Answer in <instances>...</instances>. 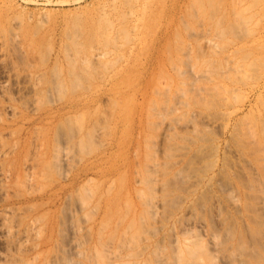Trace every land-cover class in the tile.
Returning a JSON list of instances; mask_svg holds the SVG:
<instances>
[{
	"label": "rangeland",
	"instance_id": "374dc122",
	"mask_svg": "<svg viewBox=\"0 0 264 264\" xmlns=\"http://www.w3.org/2000/svg\"><path fill=\"white\" fill-rule=\"evenodd\" d=\"M239 258L264 264V0H0V264Z\"/></svg>",
	"mask_w": 264,
	"mask_h": 264
},
{
	"label": "bare ground",
	"instance_id": "6f19581e",
	"mask_svg": "<svg viewBox=\"0 0 264 264\" xmlns=\"http://www.w3.org/2000/svg\"><path fill=\"white\" fill-rule=\"evenodd\" d=\"M187 62H188V61H187ZM182 63H183V62H182ZM187 66H188V65H187ZM192 66H193V65H192ZM177 72H178V71H177ZM180 72H181V71H180ZM182 72H183V71H182ZM182 72H181V73H182ZM189 74H190V73H189ZM178 75H180V74L178 73ZM200 76H202V75H200ZM191 89H192V88H191ZM195 90H196V89H195ZM25 157H27V156H25ZM40 157H41V156H40ZM58 157H59V156H58ZM32 158L34 159L35 157H32ZM60 158H61V157H60ZM11 159H12V158H11ZM22 160H23V157H22ZM9 161H11V160H9ZM20 162H21V161H20ZM27 162L29 163L28 160H27ZM9 163H10V162H8V164H9ZM28 163H27V165H28ZM5 165H6V164H5ZM9 165H10V164H9ZM22 165H23V161H22ZM13 166H14V164H13ZM16 166H17V165H16ZM31 166H32V165H31ZM35 166H36V165H35ZM43 166H44V165H43ZM23 167H26V165L23 166ZM6 168H7V165H6ZM10 168H11V167H10ZM20 168H21V166H20ZM31 168H33V167H31ZM7 169H8V168H7ZM22 169H23V168H22ZM28 170H29V169H28ZM6 171H7V170H6ZM24 172H25V171H24ZM34 172H35V171H34ZM40 172H41V171H40ZM44 172H45V171H44ZM21 173H23V172L21 171ZM38 173H39V172H38ZM9 174H10V173H9ZM24 174H25V173H24ZM29 174H31V173H30L29 171H27V174H26V175L28 176ZM6 175H7V172H6ZM6 175H5V176H6ZM22 175H23V174H22ZM31 175L33 176L34 173L32 172ZM7 176H8V175H7ZM15 176H17V175H14V177H15ZM37 176H38V175H37ZM37 176H36V177H37ZM17 177H18V176H17ZM17 177H15V178H17ZM23 177H24V176H23ZM41 177H42V176H41ZM44 177H45V176H44ZM24 178H25V177H24ZM24 178H23V180H24ZM37 178H38V177H37ZM147 178H148V177H147ZM30 179H31V178H30ZM30 179H29V177H28L27 181L30 180ZM19 180H20V179H19ZM19 180H18V181H19ZM25 180H26V179H25ZM31 180H33V179H31ZM14 181H15V180H14ZM21 181H22V180H21ZM27 181H24V183L27 182ZM19 182H20V181H19ZM12 183H13V182H12ZM27 183H28V182H27ZM18 184H19V183H18ZM18 184H17V185H18ZM21 184L23 185V181H22ZM25 184H26V183H25ZM148 187H149V186H148ZM148 187H147V188H148ZM149 190H150V189H149ZM225 190H226V189H225ZM150 193H151V192H149V194H150ZM151 197H152V196H151ZM146 201H147V200H146ZM150 206H152V205H150ZM149 209H151V208H149ZM227 228H228V227H227ZM224 233H225V232H224ZM228 233H229V232H228ZM212 234H213V233H212ZM232 234H233V233H232ZM237 234H239V233H237ZM214 235H215V234H214ZM214 235H213V236H214ZM228 235H231V234H228ZM238 236H239V235H238ZM229 237H230V236H228V239H229ZM231 237H232V236H231ZM239 237H240V236H239ZM239 237H237V238H239ZM252 239H254V238H252ZM212 240H213V239H212ZM216 240H217V239H216ZM216 240H215V241H216ZM237 240H238V239H236V241H237ZM249 240H250V239H249ZM224 241H225V240H224ZM236 241H235V242H236ZM238 241H239V240H238ZM216 242H217V241H216ZM213 243H214V242H213ZM219 243L221 244L222 242L219 240ZM239 243H240V242H239ZM256 243L258 244L259 242H256ZM215 244H216V243H215ZM235 244H236V243H235ZM237 244H238V243H237ZM250 244H251V243H250ZM214 246H215V245H214ZM236 246H237V245H236ZM248 246H250V245L248 244ZM155 247H156V246H155ZM257 247H258V246H257ZM161 248H162V247H161ZM226 248H228V247H226ZM226 248H225V249H226ZM243 248H245V247H243ZM162 249H163V248H162ZM237 249H238V248H237ZM251 249H252V248H251ZM60 250H61V251H64V250H62L61 248H60ZM60 250H59V251H60ZM156 250H157V249H156ZM248 250H250V249L248 248ZM253 250H255V249H253ZM154 251H155V250H154ZM158 251H159V250H158ZM160 251H161V250H160ZM223 251H224V250H223ZM234 251H235V250H234ZM161 252H164V250L161 251ZM161 252H160V253H161ZM171 252H173V250H171ZM236 252H238V251H236ZM244 252H245V249H244ZM250 252H251V251H250ZM250 252L248 251V254H249ZM62 253H63V252H62ZM160 253H159V254H160ZM173 253H174V252H173ZM245 253L247 254V251H246ZM64 254H65V252H64ZM66 254H67V252H66ZM66 254H65V255H66ZM161 254H162V253H161ZM161 254H160V255H161ZM236 254H237V253H236ZM236 254H235V256H236ZM239 254H240V253H239ZM246 254H245V255H246ZM68 255H69V254H68ZM172 255H173V254H172ZM240 255H241V254H240ZM243 255H244V254H243ZM249 255H251V254H249ZM253 255H255V254H253ZM257 256H258V255H257ZM66 257H68V256H66ZM160 257H161V256H160ZM251 257H253V256H251ZM230 258H231V256H230ZM230 258H229V259H230ZM257 258H258V257H257ZM262 258H263V257H262ZM57 259H58V258H57ZM62 259H63V258H62ZM65 259H66V258H65ZM65 259H64V260H65ZM168 259H169V258H168ZM58 260H60V259H58ZM68 260H69V258H68ZM68 260H67V261H68ZM242 260H243V259H241V261H242ZM62 261H63V260H62ZM69 261H70V260H69ZM69 261H68V262H69ZM153 261H154V260H153ZM162 261H163V259L161 260V263H162ZM166 261H167V260H166ZM239 261H240V258H239V260L237 261V263H238ZM245 261H246V260H245ZM262 261H264V260H262ZM156 262H157V260H156ZM61 263H66V262L63 261V262H61ZM158 263H159V261H158ZM158 263H157V264H158ZM169 263H170V262H169ZM239 263H240V262H239ZM242 263H244V262H242ZM66 264H67V263H66ZM68 264H69V263H68ZM163 264H164V263H163ZM228 264H229V263H228ZM240 264H241V263H240Z\"/></svg>",
	"mask_w": 264,
	"mask_h": 264
}]
</instances>
